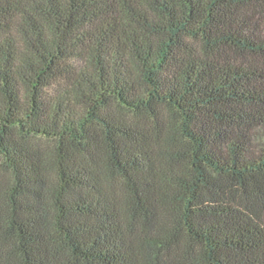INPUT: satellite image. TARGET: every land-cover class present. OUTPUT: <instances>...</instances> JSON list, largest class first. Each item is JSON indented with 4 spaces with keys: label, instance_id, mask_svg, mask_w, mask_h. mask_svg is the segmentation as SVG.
I'll return each mask as SVG.
<instances>
[{
    "label": "trees",
    "instance_id": "trees-1",
    "mask_svg": "<svg viewBox=\"0 0 264 264\" xmlns=\"http://www.w3.org/2000/svg\"><path fill=\"white\" fill-rule=\"evenodd\" d=\"M0 264H264V0H0Z\"/></svg>",
    "mask_w": 264,
    "mask_h": 264
}]
</instances>
